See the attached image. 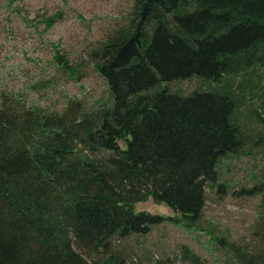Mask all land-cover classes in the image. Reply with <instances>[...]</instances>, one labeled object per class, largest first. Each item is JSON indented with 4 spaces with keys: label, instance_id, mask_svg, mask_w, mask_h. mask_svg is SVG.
Segmentation results:
<instances>
[{
    "label": "trees",
    "instance_id": "16d2710c",
    "mask_svg": "<svg viewBox=\"0 0 264 264\" xmlns=\"http://www.w3.org/2000/svg\"><path fill=\"white\" fill-rule=\"evenodd\" d=\"M112 23L78 58L55 54L64 76L98 74L101 96L0 93V264H160L127 240L199 225L209 187L259 200L248 239L210 233L220 264H264V0H130ZM147 200L178 216L137 211Z\"/></svg>",
    "mask_w": 264,
    "mask_h": 264
},
{
    "label": "rangeland",
    "instance_id": "374dc122",
    "mask_svg": "<svg viewBox=\"0 0 264 264\" xmlns=\"http://www.w3.org/2000/svg\"><path fill=\"white\" fill-rule=\"evenodd\" d=\"M130 6V0H0V93H21L41 105H62L72 97H99L105 84L89 68L78 80L59 73L55 54L59 49L78 58L86 44L100 38ZM63 11L61 21L46 26L45 18ZM90 98L85 101L90 102ZM253 161L243 157L233 162L227 176L236 190L247 181ZM202 222L191 228L166 221L146 236L131 238L125 250L160 264H189L179 252L188 245L207 264H220V253L210 233L225 232L245 240L250 234L259 200L233 193L218 194L208 188ZM136 210L178 216L166 204L147 200ZM169 258V261L167 260Z\"/></svg>",
    "mask_w": 264,
    "mask_h": 264
}]
</instances>
